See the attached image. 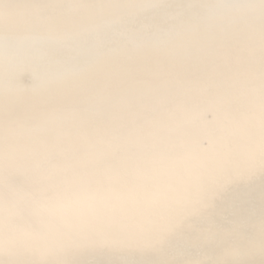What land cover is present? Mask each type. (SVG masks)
<instances>
[{
    "label": "snow or ice",
    "instance_id": "1",
    "mask_svg": "<svg viewBox=\"0 0 264 264\" xmlns=\"http://www.w3.org/2000/svg\"><path fill=\"white\" fill-rule=\"evenodd\" d=\"M0 264H264V0H0Z\"/></svg>",
    "mask_w": 264,
    "mask_h": 264
},
{
    "label": "water",
    "instance_id": "2",
    "mask_svg": "<svg viewBox=\"0 0 264 264\" xmlns=\"http://www.w3.org/2000/svg\"><path fill=\"white\" fill-rule=\"evenodd\" d=\"M90 55L89 49L83 45H53L48 48L44 58V73L49 71L57 72L63 68L72 67L83 58ZM19 66L29 69L27 77L24 79L28 82L33 80V69L27 62H21ZM16 68V69H17Z\"/></svg>",
    "mask_w": 264,
    "mask_h": 264
},
{
    "label": "bare ground",
    "instance_id": "3",
    "mask_svg": "<svg viewBox=\"0 0 264 264\" xmlns=\"http://www.w3.org/2000/svg\"><path fill=\"white\" fill-rule=\"evenodd\" d=\"M91 55V54H90ZM90 55L83 58L82 60H80L79 62H77L74 66L72 67H67V68H63L60 71L57 72H47L44 73L46 76L52 78V79H59L65 76H69V75H75L80 73L82 70L86 69L90 63ZM16 76L17 78L20 80V82L23 85H29L32 82H28L26 80H24L29 72V69H26V67L24 66H19L16 70ZM71 97L68 98L69 102H71ZM89 259H104V260H111L114 259L113 257H89ZM128 259H134V260H141V259H145L144 257H140V256H135V257H129Z\"/></svg>",
    "mask_w": 264,
    "mask_h": 264
}]
</instances>
